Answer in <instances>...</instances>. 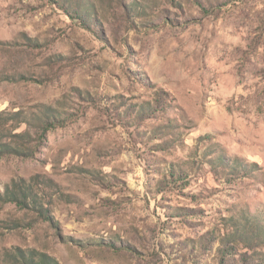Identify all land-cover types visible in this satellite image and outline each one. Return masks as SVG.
Returning <instances> with one entry per match:
<instances>
[{"label": "rangeland", "instance_id": "1", "mask_svg": "<svg viewBox=\"0 0 264 264\" xmlns=\"http://www.w3.org/2000/svg\"><path fill=\"white\" fill-rule=\"evenodd\" d=\"M45 107L0 264H264V0H0V114Z\"/></svg>", "mask_w": 264, "mask_h": 264}, {"label": "trees", "instance_id": "2", "mask_svg": "<svg viewBox=\"0 0 264 264\" xmlns=\"http://www.w3.org/2000/svg\"><path fill=\"white\" fill-rule=\"evenodd\" d=\"M45 111H43L39 117L35 118L36 132L35 136L31 133L33 126H31V122L29 120H25L22 112H14V113H2L0 114V156L6 154H21L26 151H31L33 149V143L35 145L39 144L43 138H45V134L50 130L56 129L58 127H62L65 125L67 121L66 116H58L56 111L51 110L50 108L45 107ZM143 113V111H142ZM11 123H14L13 131L20 127L18 125L22 123L28 124L30 127L28 130L22 133H14L12 131ZM6 139V140H5ZM6 141V142H5ZM12 191V196H16L18 201H28V197L24 196L23 190ZM42 216L46 219H50L51 215L47 212V210L40 211ZM243 239L247 238V234H241ZM222 262L225 261V257H227L230 252L228 248H224L222 250ZM39 259V260H37ZM25 264H58L56 260L52 259L46 255H40V257L36 258L34 255H29L28 257H24ZM246 263V260L244 261Z\"/></svg>", "mask_w": 264, "mask_h": 264}]
</instances>
